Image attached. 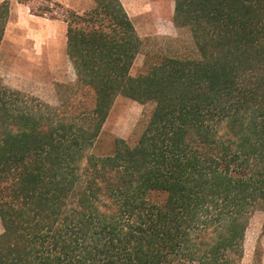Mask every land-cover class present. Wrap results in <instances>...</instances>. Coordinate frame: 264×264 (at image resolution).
Here are the masks:
<instances>
[{"label":"trees","instance_id":"obj_1","mask_svg":"<svg viewBox=\"0 0 264 264\" xmlns=\"http://www.w3.org/2000/svg\"><path fill=\"white\" fill-rule=\"evenodd\" d=\"M9 18L3 0L0 44ZM65 21L77 80L58 104L0 77V264H243L264 211V0H175L188 43L141 37L121 0ZM119 95L144 110L97 154Z\"/></svg>","mask_w":264,"mask_h":264},{"label":"rangeland","instance_id":"obj_2","mask_svg":"<svg viewBox=\"0 0 264 264\" xmlns=\"http://www.w3.org/2000/svg\"><path fill=\"white\" fill-rule=\"evenodd\" d=\"M3 0H0L2 2ZM139 35L180 38L188 43V32L176 27L175 0H121ZM10 18L0 44V77L9 86L36 95L53 104L60 102L64 85L77 80L67 54L66 15L84 12L93 0H9ZM49 7V9H43ZM145 56L139 55L132 66V75L144 69ZM144 105L119 95L107 118L94 151L108 154L117 138H129L140 119ZM264 211H256L246 232L243 264H253L255 249L263 246ZM3 225L0 219V233Z\"/></svg>","mask_w":264,"mask_h":264}]
</instances>
